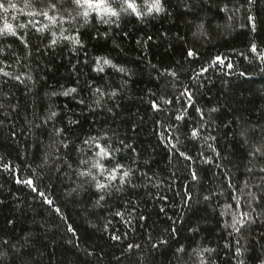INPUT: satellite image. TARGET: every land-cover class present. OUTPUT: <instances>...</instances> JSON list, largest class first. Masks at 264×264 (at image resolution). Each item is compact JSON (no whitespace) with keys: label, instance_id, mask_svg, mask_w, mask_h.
Listing matches in <instances>:
<instances>
[{"label":"trees","instance_id":"16d2710c","mask_svg":"<svg viewBox=\"0 0 264 264\" xmlns=\"http://www.w3.org/2000/svg\"><path fill=\"white\" fill-rule=\"evenodd\" d=\"M0 2L17 6L0 10L17 32L0 35V264H237V240L244 264H261L264 214L230 225L264 167L249 156L264 136V0H160L162 12L135 0L143 15L119 18L69 7L54 24L34 0ZM96 143L118 149L102 162L130 169V184L105 195L80 175ZM28 177L39 191L17 182Z\"/></svg>","mask_w":264,"mask_h":264},{"label":"snow or ice","instance_id":"6c2138e0","mask_svg":"<svg viewBox=\"0 0 264 264\" xmlns=\"http://www.w3.org/2000/svg\"><path fill=\"white\" fill-rule=\"evenodd\" d=\"M253 0H248V3H252ZM67 5V7H66ZM31 6H35L38 7L39 9H41V11L39 12L40 15H42L43 17H45L48 21H50L51 23H56L57 17L55 15H49L50 12L52 13H58L61 10L64 11L65 14L70 15V13L68 12V8L69 7H73L74 9L77 10V15H82L83 17L87 18L90 12H95L98 15H102V14H106L109 17H116L119 18L120 15L122 13L125 14H129L132 15L134 14L137 17H141L143 14L141 12H139L137 10V6L135 4V0H111V3H109V0H34V4L33 5H29L26 4L25 7H31ZM17 6L14 3H8L7 6H5V4L3 2H0V10H3L5 13L8 12L9 9H15ZM186 7H188L186 5ZM153 9L156 12H162L164 11L160 0H154L153 4L149 7L148 11L152 12ZM82 10V11H81ZM63 18V17H61ZM247 19L252 23V30L255 31V19L252 16H248ZM104 23H108L109 21L107 19H105L103 21ZM115 21H113L114 23ZM20 28H24L25 25L21 24L19 25ZM47 25H44L43 27L37 29V31H43L44 28H46ZM202 27V26H201ZM0 35H12V36H17V32L16 30L13 28L12 25L5 23L4 28L0 29ZM53 35H55V33H53ZM21 39V43L24 44L25 47H27V41L23 40V38ZM74 43L76 44H80V40L79 39H74L73 40ZM52 44H55L56 41L53 40L51 42ZM251 51L253 53L257 52V45L255 43H252L251 45ZM188 56H193L194 53L192 50H189L187 53ZM261 59H264V53H261L260 56ZM217 60H220V57L216 58ZM0 63H3V61H0ZM110 61L108 60H104V64H109ZM228 67H231V65L229 64ZM98 71H103V68H98ZM121 71H123V69H121ZM0 72H2L3 76L8 77L10 75V73L3 71V69H0ZM172 75H175V73H172ZM15 79L19 80L20 77L17 76L15 77ZM76 89L75 88H71L66 90L63 94L64 95H69L72 92H75ZM97 91H99V89H97ZM169 101H165V103H168ZM152 107L154 109H158L159 105L156 104L155 101L152 102ZM197 111H200L199 109H197ZM56 113L52 112L50 113V118L52 116H55ZM182 119V117H177V120ZM57 133L60 132L59 129L56 130ZM264 131V130H262ZM192 136L196 137L198 135V130L197 129H193L192 130ZM241 135L244 136L245 135V131L241 132ZM211 139H214V137H210ZM245 142H247V140H245ZM89 143L88 140L84 141V144L87 145ZM177 143H179L178 139H177ZM64 147H67V144L64 143ZM95 147L98 149V151L96 152V158L92 161L91 165L89 166V169L86 172H82L80 173V175L82 176H88L91 177V182L93 183L94 187L103 192L105 195L109 193V189H111L113 187L112 182L113 181H119V184L121 186L125 185V184H130L131 183V170H125L124 169V165L116 163L113 164V166L111 168H108L105 166V164L102 162L105 158L108 159L109 163H112V161L114 160V156L113 153L115 151H118V149H112L110 146L109 147H105L100 145L99 143H96ZM171 149H174L176 151V153H178V155L180 157H183L185 160L191 161L192 157L190 155H188L186 152H182L180 151L179 147H177V144H172L171 145ZM133 151H135L133 149ZM257 154H259L260 156H264V136L261 137L260 140V146L256 147L254 149V151L249 152V156L250 157H255ZM217 155H219V153H217ZM207 162V161H205ZM81 163L86 164L87 161H81ZM4 167L7 169L8 165L5 164ZM92 169H95V174L93 173ZM249 173H252L253 169L249 168L248 169ZM259 173L261 174L258 178V182L255 185H250L248 183V181L244 182V187L248 188L249 191L246 193L248 199L246 200V204L247 207L249 208V211L246 212H241L239 211V207H240V199L238 197H233V200L236 201V205H237V209L236 211H233L231 214L232 217V222L230 227L232 228V231L234 233L239 234L241 229L244 228L246 225H250L252 223H255V220L258 218L259 215L264 214V213H257L256 208L257 207H261L260 205V200L262 197H264V167L259 168ZM192 175V179L196 180L197 176H196V172L192 171L191 173ZM97 176L102 177L104 182H101L100 179H97ZM230 179V178H229ZM252 179H257V177H252ZM18 183H24L26 185H28L29 187L32 188L33 191H39L38 187L35 184V181L33 180L32 177H28L27 179H17ZM231 186V185H230ZM133 187H135L133 185ZM255 187L257 189V191H251V189ZM120 188H116V191H120ZM39 195L41 197H43L45 199V201L48 204H53L54 202L50 199H48L45 196L44 192H39ZM104 199V195H100L99 200H103ZM188 199L190 200L191 197L189 196ZM205 199H207V197H205ZM99 200L97 201V203H99ZM255 205V207H254ZM227 207L231 208V205H228ZM56 212H59L60 209L56 208L55 209ZM116 216H123V213L117 211L115 213ZM140 219H145V217L141 216ZM69 230L70 231H74L70 226H69ZM113 239H120L119 236H113ZM129 248H132L133 245H128ZM225 247H228V245L226 244ZM204 252L209 253V255L213 252L212 248H205L203 250ZM246 251V249L240 245V241L237 240L236 241V246L234 248V258L237 261V264H244L243 259L241 258L244 254V252ZM2 255V254H0ZM261 264H264V260L261 261Z\"/></svg>","mask_w":264,"mask_h":264}]
</instances>
